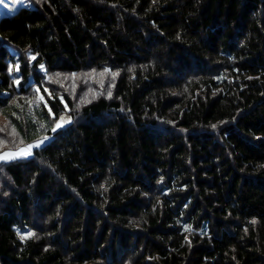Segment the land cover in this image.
I'll list each match as a JSON object with an SVG mask.
<instances>
[{
	"label": "trees",
	"instance_id": "1",
	"mask_svg": "<svg viewBox=\"0 0 264 264\" xmlns=\"http://www.w3.org/2000/svg\"><path fill=\"white\" fill-rule=\"evenodd\" d=\"M30 1L0 113L48 139L0 162V264H264V0Z\"/></svg>",
	"mask_w": 264,
	"mask_h": 264
},
{
	"label": "rangeland",
	"instance_id": "2",
	"mask_svg": "<svg viewBox=\"0 0 264 264\" xmlns=\"http://www.w3.org/2000/svg\"><path fill=\"white\" fill-rule=\"evenodd\" d=\"M13 4H16L17 2L15 0H11ZM39 2L41 0H38ZM25 7H31V1L29 0L27 4H23ZM21 6V5H20ZM15 52L14 50H12ZM92 75L93 73L88 74H82V73H67V72H55L53 75L49 77V75H46V81L50 83V87L53 88V90H63V91H75L77 88H80L79 92L80 95L76 97V105L75 107L81 106L83 103L87 102V100L94 97V91L92 90ZM87 77V80L85 79ZM82 84H83V90H82ZM62 98V96H60ZM77 110L74 112L75 117L77 116ZM63 118V119H61ZM59 119V124L61 127L68 124L70 122V118L68 115L64 114ZM81 119V118H80ZM48 137L40 138L39 140L32 141V142H22L21 137L18 135L16 130L11 125L9 119L2 113H0V162L1 161H8L14 158L23 157L31 155L33 149L28 148L29 145H40L44 141H46ZM21 149L27 150L30 154H24L21 152ZM6 153H12L15 155L7 156L5 157ZM33 234V230L29 228L19 229L18 230V237L21 240L26 239L30 235ZM122 264H130L128 261H123Z\"/></svg>",
	"mask_w": 264,
	"mask_h": 264
},
{
	"label": "crops",
	"instance_id": "3",
	"mask_svg": "<svg viewBox=\"0 0 264 264\" xmlns=\"http://www.w3.org/2000/svg\"><path fill=\"white\" fill-rule=\"evenodd\" d=\"M17 3L13 4L11 0H4L3 4H0V17L3 16L4 14H10L14 11H16L20 5L27 4L29 0H15Z\"/></svg>",
	"mask_w": 264,
	"mask_h": 264
},
{
	"label": "snow or ice",
	"instance_id": "4",
	"mask_svg": "<svg viewBox=\"0 0 264 264\" xmlns=\"http://www.w3.org/2000/svg\"><path fill=\"white\" fill-rule=\"evenodd\" d=\"M4 3V0H0V4H3ZM32 59H35V57H32ZM41 67H43V66H41ZM61 119H63V118H61ZM60 125L59 124H57V127H59ZM39 145H29L28 146V148L30 149V148H32V147H38ZM21 152L22 153H24V154H30L27 150H25V149H21ZM11 155H15V154H12V153H6L5 154V157H7V156H11ZM0 158H3V157H0Z\"/></svg>",
	"mask_w": 264,
	"mask_h": 264
}]
</instances>
